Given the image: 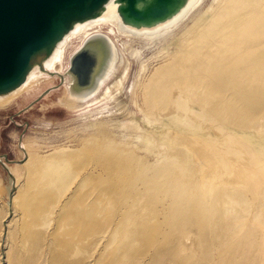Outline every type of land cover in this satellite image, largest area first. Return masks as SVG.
<instances>
[{
	"label": "rangeland",
	"instance_id": "1",
	"mask_svg": "<svg viewBox=\"0 0 264 264\" xmlns=\"http://www.w3.org/2000/svg\"><path fill=\"white\" fill-rule=\"evenodd\" d=\"M201 2L202 8L181 20L189 23L186 29L229 5L228 0ZM248 11L234 12L228 18L233 27L221 32L238 31L247 18L241 15ZM109 22L123 33L113 17ZM98 29L92 27L90 33L108 34L118 58L95 94L67 107L57 101L44 118L39 105L17 113L21 101L27 104L60 83V74L65 82L56 96L69 92V60L88 38L83 36L75 37L76 45L56 61L51 70L56 76L41 70L37 85L0 105V264H264V188L245 178L225 181L222 176L235 165L225 168L216 162L215 169L201 165L196 172L188 164L182 170V157L171 151L184 149L191 161L187 146L168 141L165 134L177 131L169 117L152 124L145 109L150 77L168 61L161 56L171 40L136 43L130 55L108 28ZM219 46L227 54V46ZM202 69L214 77L188 79L184 89L180 82L172 83L170 94H194L199 109L212 110V134L226 147L228 161L244 160L264 176V137L253 129L264 119V90L245 91L230 66L214 59ZM170 96L162 108L175 111L180 98ZM151 135L168 149L152 144ZM105 144L114 149L102 156ZM65 148L75 157L46 171L24 164L28 155L38 160ZM61 165L66 167L63 179L55 181L54 168ZM228 192L240 203H233ZM11 194L17 196L13 204Z\"/></svg>",
	"mask_w": 264,
	"mask_h": 264
},
{
	"label": "bare ground",
	"instance_id": "2",
	"mask_svg": "<svg viewBox=\"0 0 264 264\" xmlns=\"http://www.w3.org/2000/svg\"><path fill=\"white\" fill-rule=\"evenodd\" d=\"M172 1H176L177 7L172 13H168L164 19L133 20L126 16L123 9L124 1L106 0L97 10L71 21L61 35L43 51L35 55L28 65L25 76L17 85L0 91V105L7 103L13 96L22 91L37 85L41 70L50 72L56 61L76 45H74L73 39L83 36H88V38L71 55L69 60L71 69L67 72V77L71 81V85L65 101L68 104H74L95 94L102 86L103 80L111 73L118 58V51L108 34L101 32L91 34L90 28L92 27L95 30H99L98 27L108 28L109 32L120 42L122 49L130 55L133 54L136 43H158L171 40L162 51L171 50L172 58L155 69L150 77V90L147 88L145 91L147 106L151 108L153 114H156V104L164 107L172 99L170 84L180 82L181 88L184 89L188 79H200L205 78V76H208L207 79L209 80L212 79L214 76L202 68L204 63H211L213 59L218 64L230 66L231 74L245 85V91L250 92L260 88L264 90V53H261L264 46V32L260 31V24L264 22V0H228V6L223 5L213 16H204L198 19L197 23L188 29L186 26L189 23L184 24L181 20L193 9L202 8L204 3L201 2L202 0ZM152 2L153 0H140L137 6L142 10H150ZM243 10L249 11L241 15L242 17L247 16V18L240 22V29L223 34L221 31L233 27V20H228V18L234 15V12ZM194 16L192 21L197 18L196 15ZM112 17L118 23L119 28L123 30V33H119L116 26L109 22ZM209 19L212 20L209 22ZM173 25L181 26L180 29L178 28L179 30L171 29L166 36L160 39L154 37L161 30L171 28ZM219 45L227 46V54H224ZM227 57L229 63L226 61ZM43 67L45 69H42ZM132 88L133 86H131ZM253 129L258 137H264V119L256 124ZM238 145L240 148L246 146L244 143H238ZM160 147L165 149L162 144ZM113 149L105 144L101 150L102 156L104 151ZM58 152V154L54 153L38 160H32L28 155L24 164L37 171L39 169L46 171L52 168L53 163L68 162L75 157L74 151L67 148L60 149ZM216 162L223 166L222 161L210 158H204L199 163L215 169ZM64 170L66 167L62 165L54 168L55 181L63 179ZM222 177L225 181L235 183H241L242 179L245 178L247 183L253 181L258 187L264 188V176L257 169L250 168L244 160L235 164L231 174ZM186 179L199 183L205 181L194 177ZM10 188L11 184L9 190ZM234 195V192L226 193V196L231 197L233 203H240ZM11 200L12 204L15 203L17 196L11 194ZM261 216L262 214H258L257 218L259 219ZM79 252V249L75 250L74 256H77Z\"/></svg>",
	"mask_w": 264,
	"mask_h": 264
},
{
	"label": "water",
	"instance_id": "3",
	"mask_svg": "<svg viewBox=\"0 0 264 264\" xmlns=\"http://www.w3.org/2000/svg\"><path fill=\"white\" fill-rule=\"evenodd\" d=\"M106 0H0V91L17 85L35 55L61 35L71 21L87 16ZM128 18H166L176 1L153 0L150 10L140 0H122ZM42 69H45L44 67Z\"/></svg>",
	"mask_w": 264,
	"mask_h": 264
},
{
	"label": "crops",
	"instance_id": "4",
	"mask_svg": "<svg viewBox=\"0 0 264 264\" xmlns=\"http://www.w3.org/2000/svg\"><path fill=\"white\" fill-rule=\"evenodd\" d=\"M173 54L171 50L164 51V54L161 56V59L166 58L170 60ZM51 77L56 76V72L50 71L48 73ZM58 74V73H57ZM59 75V74H58ZM61 80L60 83L56 85H52L42 91L33 101L25 104L21 101V109L18 114L28 112L34 105H39L40 109L43 112L42 118L45 117L44 111H48V109H54V104L58 101V104H62L64 106H69L65 101L64 96H56L59 89L64 85L65 78L60 74ZM170 95L179 96V100H177V104H173V108L175 111L169 109L166 111L162 106L156 104V114H153L151 108L146 106V110L150 113V118L153 120L152 124L155 122L163 121L166 117H169V122L176 128V132H167L165 136L167 137L169 142L175 143L179 146H187L186 148L189 150L191 154V161L186 159L187 152L184 149H173L171 152H175L182 157L180 161V166L183 170V166H185V170H187V165L191 164V166L195 169L196 172H200L203 167L200 165V160L204 158H210L213 160L222 161L225 168L229 165H235L232 162L228 161V153L226 147L222 145L219 146L215 136L212 134V125L216 124L215 119H212V110H208L209 114L205 113L204 110L199 109L197 106V100L194 99V94H188L187 92H182L181 94L173 93ZM193 99V100H192ZM195 100V101H194ZM195 107V108H194ZM47 109V110H46ZM179 109V110H178ZM180 110H183L182 113H179ZM163 111V112H162ZM43 122L46 123V120L43 119ZM48 123H53L51 121H47ZM217 126V125H216ZM152 144H156L160 150L168 149V146H165V149L160 147V141L158 138L154 136H149ZM149 143V140H148ZM112 147L110 144H108ZM226 170H222L225 172ZM225 174V173H224Z\"/></svg>",
	"mask_w": 264,
	"mask_h": 264
}]
</instances>
